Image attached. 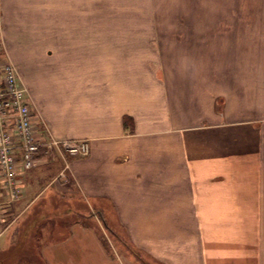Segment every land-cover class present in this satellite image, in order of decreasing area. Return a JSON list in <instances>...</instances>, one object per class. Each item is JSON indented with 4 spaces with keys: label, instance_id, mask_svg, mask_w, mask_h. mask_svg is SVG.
<instances>
[{
    "label": "crops",
    "instance_id": "0c3cea01",
    "mask_svg": "<svg viewBox=\"0 0 264 264\" xmlns=\"http://www.w3.org/2000/svg\"><path fill=\"white\" fill-rule=\"evenodd\" d=\"M243 1L0 0L38 121L89 143L19 171L0 264H264V0Z\"/></svg>",
    "mask_w": 264,
    "mask_h": 264
},
{
    "label": "built area",
    "instance_id": "2783aa9c",
    "mask_svg": "<svg viewBox=\"0 0 264 264\" xmlns=\"http://www.w3.org/2000/svg\"><path fill=\"white\" fill-rule=\"evenodd\" d=\"M2 45L0 34V219L7 199L17 197L19 171L30 169L37 157L53 151L71 157L89 153L87 139L55 136L38 121L26 85Z\"/></svg>",
    "mask_w": 264,
    "mask_h": 264
},
{
    "label": "rangeland",
    "instance_id": "374dc122",
    "mask_svg": "<svg viewBox=\"0 0 264 264\" xmlns=\"http://www.w3.org/2000/svg\"><path fill=\"white\" fill-rule=\"evenodd\" d=\"M248 1L247 0H245V1H243V3H247ZM259 12H258V19H260V20H263L264 19V17H262V13H261V11H263V9H261V10H258ZM2 38V37H1ZM2 41H3V39H2ZM2 47H3V50H2V52L3 53H6L8 56H9V54H8V50H7V48H6V45H5V43H3V45H2ZM9 58H10V56H9ZM14 64H15V66L17 67V70H18V72H19V75H20V77H21V79L23 80V82L25 83V81H24V76H25V74H24V70H25V61H23V60H20V59H17V60H11ZM201 62V61H200ZM63 155H65V154H63ZM108 229H109V231L110 232H108L107 231V233L108 234H103L102 233V236L104 237V239L105 240H107L108 239V237L107 236H110V238H111V236L113 235V233L115 234L116 232H115V229H114V227H112V228H110V226L108 225ZM107 235V236H106ZM115 242H117V240L115 241ZM120 245V244H119Z\"/></svg>",
    "mask_w": 264,
    "mask_h": 264
}]
</instances>
